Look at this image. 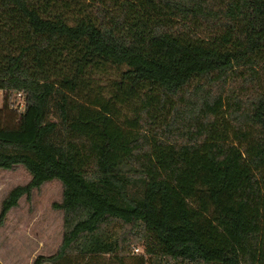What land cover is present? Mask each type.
Returning <instances> with one entry per match:
<instances>
[{
    "label": "trees",
    "instance_id": "trees-1",
    "mask_svg": "<svg viewBox=\"0 0 264 264\" xmlns=\"http://www.w3.org/2000/svg\"><path fill=\"white\" fill-rule=\"evenodd\" d=\"M0 89V225L62 183L31 264H264V0H0Z\"/></svg>",
    "mask_w": 264,
    "mask_h": 264
},
{
    "label": "rangeland",
    "instance_id": "rangeland-1",
    "mask_svg": "<svg viewBox=\"0 0 264 264\" xmlns=\"http://www.w3.org/2000/svg\"><path fill=\"white\" fill-rule=\"evenodd\" d=\"M3 94L4 91L0 90V106ZM29 178L30 173L23 165L0 168V206L14 185L25 183ZM61 200L62 183L56 178L34 187L30 198L24 194L20 196L17 207L0 225V258L4 264H31L37 254H47L57 248L63 225H56L63 218V212L52 203ZM141 250L140 244L133 246L134 252ZM148 262L152 264L150 260Z\"/></svg>",
    "mask_w": 264,
    "mask_h": 264
},
{
    "label": "crops",
    "instance_id": "crops-1",
    "mask_svg": "<svg viewBox=\"0 0 264 264\" xmlns=\"http://www.w3.org/2000/svg\"><path fill=\"white\" fill-rule=\"evenodd\" d=\"M16 165H20V164H16ZM16 165H14V166H16ZM13 166V167H14ZM19 201V200H18ZM18 205V204H17ZM17 205H15V206H12L8 211H7V214H6V217L8 216V214L10 213V212H12L13 211V209L15 208V207H17ZM6 217H5V220H6ZM63 217V216H62ZM4 220V221H5ZM61 223H62V225H63V218L62 219H60L59 220V222H57V227H60L61 226ZM60 229V228H59ZM62 232H63V226H62ZM61 238H62V236H61ZM56 239H58V237L56 238ZM60 239H58V243H57V245H56V247H58V245L60 244ZM55 247V248H56ZM56 249H54V250H52L51 252H54ZM51 252H49V253H51ZM1 257V256H0ZM0 262L2 263V264H4L3 263V261L1 260V258H0Z\"/></svg>",
    "mask_w": 264,
    "mask_h": 264
},
{
    "label": "built area",
    "instance_id": "built-area-1",
    "mask_svg": "<svg viewBox=\"0 0 264 264\" xmlns=\"http://www.w3.org/2000/svg\"><path fill=\"white\" fill-rule=\"evenodd\" d=\"M0 90L5 92L4 89H0ZM17 94H18L19 96L21 95L20 92H18ZM3 95H4V94H3ZM2 97H3V96H2ZM18 106H19V107H22V106H23V100H22V99H19V101H18Z\"/></svg>",
    "mask_w": 264,
    "mask_h": 264
}]
</instances>
